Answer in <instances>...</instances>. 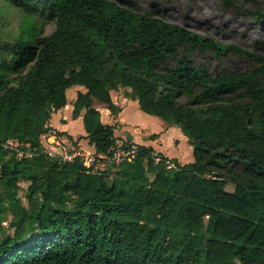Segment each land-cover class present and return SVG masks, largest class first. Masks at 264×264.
I'll return each mask as SVG.
<instances>
[{
  "label": "trees",
  "instance_id": "obj_1",
  "mask_svg": "<svg viewBox=\"0 0 264 264\" xmlns=\"http://www.w3.org/2000/svg\"><path fill=\"white\" fill-rule=\"evenodd\" d=\"M6 1L56 26L37 35L28 24L0 61V183L15 198L28 181L36 201L2 233L0 264H264V54L222 46L129 0ZM207 52L256 66L218 71ZM73 87L72 117H82L97 154L113 155L118 124L103 123L93 100L117 114L110 91L127 87L141 111L181 129L194 160L173 159L170 169L127 135L124 148L136 152L111 182L84 158H51L41 137L61 136L49 134V119ZM10 139L23 153L3 147Z\"/></svg>",
  "mask_w": 264,
  "mask_h": 264
},
{
  "label": "rangeland",
  "instance_id": "obj_2",
  "mask_svg": "<svg viewBox=\"0 0 264 264\" xmlns=\"http://www.w3.org/2000/svg\"><path fill=\"white\" fill-rule=\"evenodd\" d=\"M129 1L140 10L149 9L164 20L183 25L195 33L213 39L222 46L232 44L256 54H264V23H258L253 16L252 12L256 7L252 2L232 0L233 5L231 6L221 0ZM255 1L258 4L257 9L264 14V0ZM28 24L34 25L37 35H48L56 26L55 20H46L38 14L27 15L8 1L0 0V61L4 55L8 54V46L27 28ZM203 61L218 71H245L256 66L251 59L230 52L221 55L207 52ZM79 90V88L73 87L69 90L68 95L70 97L76 95ZM129 90L127 87H119L117 90L111 91H118L119 95L125 96L126 92H130ZM125 114L128 123L142 125L145 122L148 127L154 123L151 119H146L144 113L135 107L129 106ZM126 129L120 130L119 128L115 132L117 140L123 141ZM47 134H43L42 137L46 139ZM50 134L55 136L52 132ZM44 145L47 149L52 147V144L46 141ZM81 158L85 157L81 156ZM87 158L94 166L102 162L108 164L109 182L116 177L117 164L100 157ZM28 185V181H19V188L13 198L7 188L0 183V237L3 232H12L10 222L18 218L22 212L33 213L36 210V201L27 197ZM231 188L228 186V189Z\"/></svg>",
  "mask_w": 264,
  "mask_h": 264
},
{
  "label": "crops",
  "instance_id": "obj_3",
  "mask_svg": "<svg viewBox=\"0 0 264 264\" xmlns=\"http://www.w3.org/2000/svg\"><path fill=\"white\" fill-rule=\"evenodd\" d=\"M114 92V93H113ZM110 91L111 99L119 111L117 114H113L106 105L93 100V106L99 110L100 118L103 123L118 124L114 133L122 128H127L125 135L130 136V139L135 145H143L151 147L156 154L164 157L175 159L182 163H190L194 160L193 146L190 143V139L181 131L176 125H171L164 122L157 116L147 114L139 109L137 100L129 99L123 95H119L118 91ZM76 99V95L68 96V101L64 107L53 111L49 119V126L51 132H60L62 139L70 137L71 145L81 151L87 157H100L109 159L95 152V148L89 143L86 137V132L83 128L82 117H72L73 102ZM135 107L137 110L143 112L144 117L154 121L153 125L148 127L144 122L142 125L137 123H128L126 110L127 108ZM130 126V127H128ZM132 128V129H131ZM50 134V132H49ZM42 145L45 147L44 142H48L44 137H41ZM44 141V142H43ZM50 143V142H48ZM99 169H106L108 164L101 163L96 165Z\"/></svg>",
  "mask_w": 264,
  "mask_h": 264
},
{
  "label": "built area",
  "instance_id": "obj_4",
  "mask_svg": "<svg viewBox=\"0 0 264 264\" xmlns=\"http://www.w3.org/2000/svg\"><path fill=\"white\" fill-rule=\"evenodd\" d=\"M51 142L50 144H52V147L50 149L43 147L44 152H46L51 158H54L59 162L65 163L72 162L77 157L84 156V159L87 161V164H92L91 160L88 159L87 156H85L81 151L75 149L71 145V143L66 139H62L61 137H55ZM3 147L11 151H16L19 153L21 152L16 149V141L14 139L8 140L6 143L3 144ZM135 152L136 148L134 145L129 148H124L123 141L116 140V146L113 155L107 158L109 159V161L119 165L124 160H128L130 157H132ZM26 154H29V152H26ZM154 159L156 161L163 162L170 169H176L175 162L169 157H164L155 153Z\"/></svg>",
  "mask_w": 264,
  "mask_h": 264
}]
</instances>
